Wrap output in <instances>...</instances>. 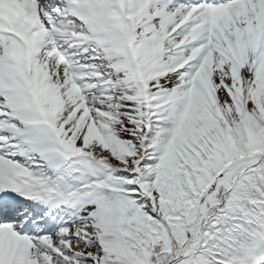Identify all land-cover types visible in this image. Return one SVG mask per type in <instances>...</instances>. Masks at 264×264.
Masks as SVG:
<instances>
[{
  "label": "snow or ice",
  "instance_id": "1",
  "mask_svg": "<svg viewBox=\"0 0 264 264\" xmlns=\"http://www.w3.org/2000/svg\"><path fill=\"white\" fill-rule=\"evenodd\" d=\"M0 264H264V0H0Z\"/></svg>",
  "mask_w": 264,
  "mask_h": 264
}]
</instances>
